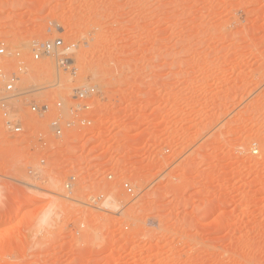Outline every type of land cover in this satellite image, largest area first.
I'll list each match as a JSON object with an SVG mask.
<instances>
[{
  "label": "rangeland",
  "instance_id": "1",
  "mask_svg": "<svg viewBox=\"0 0 264 264\" xmlns=\"http://www.w3.org/2000/svg\"><path fill=\"white\" fill-rule=\"evenodd\" d=\"M58 38L76 75L32 58ZM0 45L29 90L27 134L0 112V264H264V0H0ZM85 86L93 129L53 138Z\"/></svg>",
  "mask_w": 264,
  "mask_h": 264
},
{
  "label": "built area",
  "instance_id": "2",
  "mask_svg": "<svg viewBox=\"0 0 264 264\" xmlns=\"http://www.w3.org/2000/svg\"><path fill=\"white\" fill-rule=\"evenodd\" d=\"M75 48V44H67L63 39L58 38L43 43H33L31 45V53L34 61L54 59L58 70L68 72L71 68V74L76 75L77 69L73 67L74 65L71 64L72 61L69 58ZM0 56H13L17 60V72L7 75L0 69V79L3 84L1 88L0 112L5 123V130L13 136L25 135L28 129L13 107V101L29 94V90L18 86L21 80L20 74L25 71L26 63L20 52L9 53L4 45H0ZM99 96L100 93L95 87L85 86L74 90L71 104H67L63 100L57 101L53 106L57 114L49 125L53 138L62 139L67 134L75 135L79 132L83 133L87 129L90 132L94 126L95 105L99 100ZM28 106L30 111L39 117H44L51 110L49 105H40L35 100L29 101ZM46 138L48 139L49 137L44 132L39 133L40 142L45 141ZM41 163L44 164L45 161L42 160ZM107 178L111 180L113 176L109 175ZM77 182L78 177L75 174H71L65 181V189L72 192ZM123 188L129 195H133V188L128 182L123 184ZM102 197L100 196V198ZM100 198H94L93 200L97 202Z\"/></svg>",
  "mask_w": 264,
  "mask_h": 264
},
{
  "label": "bare ground",
  "instance_id": "3",
  "mask_svg": "<svg viewBox=\"0 0 264 264\" xmlns=\"http://www.w3.org/2000/svg\"><path fill=\"white\" fill-rule=\"evenodd\" d=\"M46 42V41H45ZM43 43V42H42ZM1 99V98H0ZM75 138V137H74ZM77 138H79V136H77L76 137V139ZM51 141V140H50ZM49 142V141H48ZM55 142V141H54ZM58 144V143H57ZM56 144V145H57ZM40 147V146H39ZM42 147V146H41ZM53 147V146H52ZM232 157V156H231ZM63 158V157H62ZM62 158H60L61 160L60 161H65V159H62ZM65 158V157H64ZM67 160V159H66ZM58 161H59V159H58ZM26 182V181H25ZM27 183V182H26ZM34 184H32V186H33ZM39 187V186H38ZM33 188V187H32ZM2 193L0 192V195H1ZM1 198V197H0ZM43 215L41 216L42 217V222H47V221H49V219H51V217H52V215H53V207H50V208H48V209H46L45 211H44V213H42ZM5 220V219H4ZM8 220V219H7ZM83 238V237H82ZM83 239H85V237L83 238ZM96 239V238H95ZM85 244V243H84ZM89 245V244H88ZM87 245V246H88ZM85 246V245H84ZM85 248V247H84ZM86 249V248H85Z\"/></svg>",
  "mask_w": 264,
  "mask_h": 264
}]
</instances>
